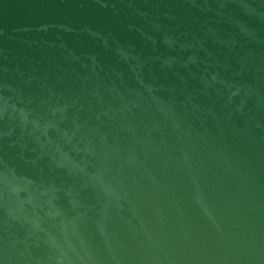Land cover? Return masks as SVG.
<instances>
[{
  "label": "water",
  "instance_id": "95a60500",
  "mask_svg": "<svg viewBox=\"0 0 264 264\" xmlns=\"http://www.w3.org/2000/svg\"><path fill=\"white\" fill-rule=\"evenodd\" d=\"M0 264H264V0H0Z\"/></svg>",
  "mask_w": 264,
  "mask_h": 264
}]
</instances>
